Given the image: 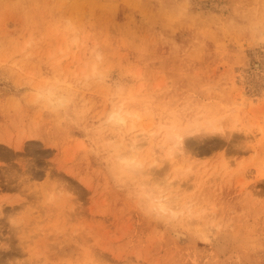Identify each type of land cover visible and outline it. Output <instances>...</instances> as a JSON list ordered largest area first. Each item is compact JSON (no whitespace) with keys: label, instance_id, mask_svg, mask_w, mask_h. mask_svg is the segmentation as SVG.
<instances>
[{"label":"rangeland","instance_id":"1","mask_svg":"<svg viewBox=\"0 0 264 264\" xmlns=\"http://www.w3.org/2000/svg\"><path fill=\"white\" fill-rule=\"evenodd\" d=\"M49 86L63 113L32 104ZM198 113L227 133L186 139L166 175L207 215L166 226L106 149L145 141L152 164L161 126ZM0 264H264V0H0Z\"/></svg>","mask_w":264,"mask_h":264},{"label":"clouds","instance_id":"2","mask_svg":"<svg viewBox=\"0 0 264 264\" xmlns=\"http://www.w3.org/2000/svg\"><path fill=\"white\" fill-rule=\"evenodd\" d=\"M71 27V21L65 22ZM76 41H73L75 43ZM97 61L103 56L98 46L91 49ZM97 76L100 74L97 73ZM113 98H119L126 92L125 86L114 82ZM32 104L51 111L63 113L69 106L68 98L55 86L35 88L32 90ZM119 122V106L109 117ZM163 141L154 148V163L146 165L142 160L133 157L132 152L141 149L145 141H137L129 150H123L119 144L110 143L106 149L108 171L114 185L130 194L141 210L151 219L166 226L189 220L192 223H203L201 217L207 215L204 209L197 208L191 201H182L175 191L176 180H169L166 170L171 161H179L186 156L185 141L194 136L216 135L227 133L223 128L222 118H212L205 114H195L191 119L173 126L163 124ZM113 139H110V141ZM178 173L184 169H178ZM211 226V222H209Z\"/></svg>","mask_w":264,"mask_h":264},{"label":"bare ground","instance_id":"3","mask_svg":"<svg viewBox=\"0 0 264 264\" xmlns=\"http://www.w3.org/2000/svg\"><path fill=\"white\" fill-rule=\"evenodd\" d=\"M121 105H122V104H121ZM121 105H120V106H121ZM120 106H119V107H120ZM121 107H122V106H121ZM121 107H120V109H121ZM120 109H119V112H120ZM125 120H126V118H125V117L121 114V112H120V120H119V121L122 122V123H124ZM131 145H132V144H131ZM134 145H135V144H134ZM154 162H155V161H154ZM202 234H203V233H202ZM203 235H205V234H203ZM203 235H202V236H203ZM205 236H206V235H205ZM206 237H207V236H206ZM203 238H205V237H203ZM205 239H206V238H205Z\"/></svg>","mask_w":264,"mask_h":264}]
</instances>
